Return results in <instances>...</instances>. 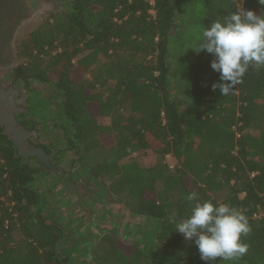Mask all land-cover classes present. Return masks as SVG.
Segmentation results:
<instances>
[{
	"label": "trees",
	"instance_id": "16d2710c",
	"mask_svg": "<svg viewBox=\"0 0 264 264\" xmlns=\"http://www.w3.org/2000/svg\"><path fill=\"white\" fill-rule=\"evenodd\" d=\"M239 2L254 12L260 6L258 0H203L197 18L202 31L238 10ZM181 3L186 16L191 0H68L64 11L19 37L7 57L10 83H21L28 96L20 122L27 131L50 132L43 123L52 121L59 134L36 146L51 155L53 167L71 154L69 170L98 180L131 213L165 221L155 240L175 250L173 258L148 256L106 234L93 246L99 264H205L170 221L173 214L177 221L190 214L194 202L186 197L193 191L201 201L242 211L250 228L242 237L245 256L210 264H264V215L256 216L264 210V127L257 135L247 131L264 120V68L250 67L240 84L221 95L211 88L219 80L210 67L213 57L195 52L178 106L168 86L175 76L171 32L177 41L182 30L173 29ZM95 63L91 79L76 77L75 71ZM32 82L59 94L58 110L42 102ZM100 117L110 124H99ZM147 152L156 156L153 165L132 157ZM166 154L175 160L173 168ZM52 174L36 157L19 155L0 126V264H66L59 249L64 228L39 205L41 179Z\"/></svg>",
	"mask_w": 264,
	"mask_h": 264
},
{
	"label": "rangeland",
	"instance_id": "374dc122",
	"mask_svg": "<svg viewBox=\"0 0 264 264\" xmlns=\"http://www.w3.org/2000/svg\"><path fill=\"white\" fill-rule=\"evenodd\" d=\"M68 0H0V84L9 85L8 71L12 64L7 57L11 55L16 40L34 29L37 24L65 10ZM191 11L184 13V4L177 10L173 31H181L177 41L176 34L171 32L172 43L170 49L171 74L168 89L171 97L179 106L184 102L187 94V68L194 59L196 44L200 39L202 27L200 17L203 0H191ZM238 3L237 9L241 7ZM263 7L258 5L255 13L261 14ZM183 24H181V22ZM178 38V37H177ZM193 49H191V48ZM187 52V53H186ZM76 61V59H75ZM99 64H92L86 71H75L88 79L98 69ZM37 89L42 102L51 109H59V94L47 85L32 82ZM19 95H27L21 83H14ZM97 122L109 125V117H100ZM43 125L50 128V132L42 127L38 132H32L28 137L29 144H47L52 136L58 133L52 126V121L46 120ZM264 127V120L259 121L247 129L252 135H257ZM71 155V154H70ZM68 156H62L53 170L52 175H45L41 179L40 207L42 213L51 221L62 225L65 236L59 244V249L66 256V264H99L93 256V246L103 235L116 237L119 241L132 244L140 248L143 253L158 259H171L176 252L156 242L155 235L164 220L131 213L116 196H111L106 189H100L98 180H91L82 170H69L66 166ZM30 156V155H29ZM132 157L146 165H153L156 156L153 153H135ZM166 162V161H165ZM54 163V161H53ZM167 163V162H166ZM56 172V173H55ZM220 264H224L221 262Z\"/></svg>",
	"mask_w": 264,
	"mask_h": 264
},
{
	"label": "clouds",
	"instance_id": "9594fccd",
	"mask_svg": "<svg viewBox=\"0 0 264 264\" xmlns=\"http://www.w3.org/2000/svg\"><path fill=\"white\" fill-rule=\"evenodd\" d=\"M258 3L264 6V0ZM193 50L213 57L210 67L219 73V80L211 88L228 95L250 67L264 68V12L257 15L241 5L211 21ZM186 199L194 202L190 214L179 221L173 214L170 221L184 240L194 243L205 264L217 259L235 261L247 254L248 245L242 237L248 235L250 228L242 211L227 203L201 201L195 191Z\"/></svg>",
	"mask_w": 264,
	"mask_h": 264
},
{
	"label": "flooded vegetation",
	"instance_id": "af4514ba",
	"mask_svg": "<svg viewBox=\"0 0 264 264\" xmlns=\"http://www.w3.org/2000/svg\"><path fill=\"white\" fill-rule=\"evenodd\" d=\"M27 98L28 96L26 94L20 96L17 89L11 83L7 86L0 84V123H2V126H0L3 128V131L7 128V132L9 133L7 135L10 139L13 138L18 142L22 137V133L14 130L8 121L10 117H14L15 125L19 126L21 130H25L20 122L19 116L21 113L26 114L28 112ZM23 151L26 152V149H23Z\"/></svg>",
	"mask_w": 264,
	"mask_h": 264
},
{
	"label": "water",
	"instance_id": "95a60500",
	"mask_svg": "<svg viewBox=\"0 0 264 264\" xmlns=\"http://www.w3.org/2000/svg\"><path fill=\"white\" fill-rule=\"evenodd\" d=\"M8 122L10 123L9 125L14 128V130L22 133V137L19 142L11 138L12 142L17 148L18 154L25 158H27L29 155L34 156L41 163H43V166L46 170H53L54 167L51 165L50 162L51 155L46 154L41 147L29 144L27 139L31 135L32 131L21 130L19 126L15 125L14 117H10ZM0 125L2 126V123H0ZM7 131L8 129L5 128L4 132L9 135ZM23 149H26V152H24Z\"/></svg>",
	"mask_w": 264,
	"mask_h": 264
},
{
	"label": "built area",
	"instance_id": "2783aa9c",
	"mask_svg": "<svg viewBox=\"0 0 264 264\" xmlns=\"http://www.w3.org/2000/svg\"><path fill=\"white\" fill-rule=\"evenodd\" d=\"M150 4H153V0H149ZM236 137H240V133L238 131H236ZM165 158V161L167 162V165L169 168H173L176 164L175 160L173 159L172 155L171 154H166L164 156ZM264 215V210L261 211L260 213H258L256 216L257 217H260V216H263Z\"/></svg>",
	"mask_w": 264,
	"mask_h": 264
}]
</instances>
